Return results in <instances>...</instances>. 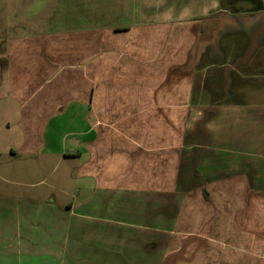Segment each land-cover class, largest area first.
Wrapping results in <instances>:
<instances>
[{
  "label": "crops",
  "instance_id": "crops-1",
  "mask_svg": "<svg viewBox=\"0 0 264 264\" xmlns=\"http://www.w3.org/2000/svg\"><path fill=\"white\" fill-rule=\"evenodd\" d=\"M231 8L0 0V264H264V7Z\"/></svg>",
  "mask_w": 264,
  "mask_h": 264
},
{
  "label": "rangeland",
  "instance_id": "rangeland-1",
  "mask_svg": "<svg viewBox=\"0 0 264 264\" xmlns=\"http://www.w3.org/2000/svg\"><path fill=\"white\" fill-rule=\"evenodd\" d=\"M222 3L225 6H232V12L231 13H235L237 12L238 15H242V16H238L239 18H237V20L241 23H243L244 21H249L251 19H255L257 17H259V13L262 11V8L264 7V0H221ZM254 81L251 82H246V85L248 87L251 86V84H254ZM223 93L224 96H226V98L228 97V99L230 100H235V96H234V89L231 87H227L226 89H223ZM249 93H244L243 96L241 97L242 100L246 101V102H254L256 101V96H253V94ZM239 102H242L241 100H238ZM247 104V103H246ZM0 152L2 154L1 156V160H0V195L4 193L3 191V185L4 183L1 182V178H4V174H5V169L4 166L7 162H9V156L5 154L4 151H2V148H0ZM12 162V161H10ZM22 175H23V180L24 181H34L36 182H40V179L42 178L41 175L42 174H31L28 171L30 170L28 168V164L23 163L22 165ZM11 177H15L14 176V172L10 173ZM31 177V180H29L28 178ZM10 187V186H9ZM11 188V187H10ZM11 189H16L15 187L11 188ZM19 190H21L22 194L25 195V192L30 191L27 188H17ZM46 190L44 186H40L37 189H33L32 191H37L39 193H42L43 191L46 193ZM11 192V191H10ZM36 192V193H37Z\"/></svg>",
  "mask_w": 264,
  "mask_h": 264
},
{
  "label": "water",
  "instance_id": "water-1",
  "mask_svg": "<svg viewBox=\"0 0 264 264\" xmlns=\"http://www.w3.org/2000/svg\"><path fill=\"white\" fill-rule=\"evenodd\" d=\"M216 41H218V38H216Z\"/></svg>",
  "mask_w": 264,
  "mask_h": 264
}]
</instances>
